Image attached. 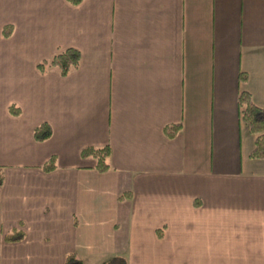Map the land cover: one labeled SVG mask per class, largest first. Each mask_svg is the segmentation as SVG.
Masks as SVG:
<instances>
[{
	"label": "crops",
	"instance_id": "obj_1",
	"mask_svg": "<svg viewBox=\"0 0 264 264\" xmlns=\"http://www.w3.org/2000/svg\"><path fill=\"white\" fill-rule=\"evenodd\" d=\"M241 89L264 107V0H0V264H264Z\"/></svg>",
	"mask_w": 264,
	"mask_h": 264
},
{
	"label": "trees",
	"instance_id": "obj_2",
	"mask_svg": "<svg viewBox=\"0 0 264 264\" xmlns=\"http://www.w3.org/2000/svg\"><path fill=\"white\" fill-rule=\"evenodd\" d=\"M72 4H78L81 0H67ZM11 31V26L6 25L2 29L4 36H8ZM80 62V52L75 48H66L57 52L50 59H44L37 64L40 71H45L48 68H55L61 76H65L72 69L77 68ZM247 75L240 73V83L247 81ZM237 105L239 117L242 123L246 126L247 131L253 135V147L249 152V157L252 159H264V107L256 105L250 93L247 90L241 89L237 97ZM9 111L13 115H18L19 110L14 106L9 107ZM180 125H170L166 129V134L172 137L179 129ZM52 133L51 127L47 123H42L33 130V138L36 141H43L50 137ZM110 154L108 145L102 147H85L81 150V156H91L95 160V169L103 173L109 169L107 158ZM55 168V159L50 157L43 165L44 171H50ZM3 177L0 173V185ZM23 238V232L16 230L4 235V240L7 242H16ZM72 260H76L74 256L67 255L65 264H70Z\"/></svg>",
	"mask_w": 264,
	"mask_h": 264
},
{
	"label": "rangeland",
	"instance_id": "obj_3",
	"mask_svg": "<svg viewBox=\"0 0 264 264\" xmlns=\"http://www.w3.org/2000/svg\"><path fill=\"white\" fill-rule=\"evenodd\" d=\"M70 264H75V263H70Z\"/></svg>",
	"mask_w": 264,
	"mask_h": 264
}]
</instances>
